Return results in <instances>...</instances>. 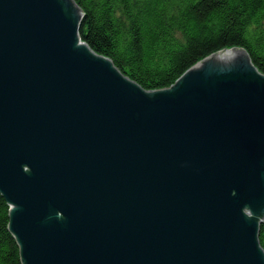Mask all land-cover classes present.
<instances>
[{"label": "water", "instance_id": "obj_1", "mask_svg": "<svg viewBox=\"0 0 264 264\" xmlns=\"http://www.w3.org/2000/svg\"><path fill=\"white\" fill-rule=\"evenodd\" d=\"M75 0H0V194L22 264H264V73L216 52L146 90Z\"/></svg>", "mask_w": 264, "mask_h": 264}, {"label": "trees", "instance_id": "obj_2", "mask_svg": "<svg viewBox=\"0 0 264 264\" xmlns=\"http://www.w3.org/2000/svg\"><path fill=\"white\" fill-rule=\"evenodd\" d=\"M82 39L146 90L169 88L226 49L248 50L264 73V0H75ZM0 194V264H22ZM260 242L264 248V224Z\"/></svg>", "mask_w": 264, "mask_h": 264}]
</instances>
